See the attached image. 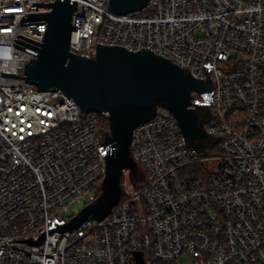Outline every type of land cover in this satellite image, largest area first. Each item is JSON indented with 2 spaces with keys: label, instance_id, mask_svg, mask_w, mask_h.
<instances>
[{
  "label": "built area",
  "instance_id": "obj_1",
  "mask_svg": "<svg viewBox=\"0 0 264 264\" xmlns=\"http://www.w3.org/2000/svg\"><path fill=\"white\" fill-rule=\"evenodd\" d=\"M37 1L51 0H0V264H138V252L143 264L184 253L191 264H264V0H147L121 14L76 0L70 53L148 49L211 89L191 91L203 137L157 106L132 130L133 168L108 214L50 234L102 193L110 132L106 112L20 78L36 55L13 43L37 50L14 39L38 45L16 35L41 42L46 27L20 24L45 12L28 10ZM44 231L40 244L17 241Z\"/></svg>",
  "mask_w": 264,
  "mask_h": 264
},
{
  "label": "water",
  "instance_id": "obj_2",
  "mask_svg": "<svg viewBox=\"0 0 264 264\" xmlns=\"http://www.w3.org/2000/svg\"><path fill=\"white\" fill-rule=\"evenodd\" d=\"M146 2L108 0V11L126 13L141 9ZM75 8L76 0L33 2L28 10L43 9L45 12L24 13L20 24L46 22L42 40L37 42L17 34L38 47L19 39L14 41L37 52L13 43L15 47L36 55L28 63L21 62L20 78L24 81L34 84L38 91L63 93L85 112L108 114L110 135L102 143L106 147L102 193L68 223L56 224L48 229V234L52 231L62 233L76 227L86 218L100 219L108 214L120 197L119 178L122 169L133 168L129 156L132 130L137 124L152 118L157 106L169 110L175 116L188 138L203 137L205 134L196 122L191 91L211 89L208 76L204 84L201 79L194 78L148 49L129 51L118 46L96 44L94 57L70 53L71 15ZM203 68L206 73V66ZM46 233L44 231L35 240L17 241L40 244ZM136 256L138 264H143L142 254L138 252Z\"/></svg>",
  "mask_w": 264,
  "mask_h": 264
},
{
  "label": "rangeland",
  "instance_id": "obj_3",
  "mask_svg": "<svg viewBox=\"0 0 264 264\" xmlns=\"http://www.w3.org/2000/svg\"><path fill=\"white\" fill-rule=\"evenodd\" d=\"M122 179L126 180L128 182V187H129L130 190L134 189V186H133V184L130 181L129 173L127 171H125L122 174ZM191 263H192V258H191V255L189 253H184V254L180 255L173 262V264H191Z\"/></svg>",
  "mask_w": 264,
  "mask_h": 264
},
{
  "label": "trees",
  "instance_id": "obj_4",
  "mask_svg": "<svg viewBox=\"0 0 264 264\" xmlns=\"http://www.w3.org/2000/svg\"><path fill=\"white\" fill-rule=\"evenodd\" d=\"M105 128H106V129L109 128V124H108V122L105 123Z\"/></svg>",
  "mask_w": 264,
  "mask_h": 264
}]
</instances>
